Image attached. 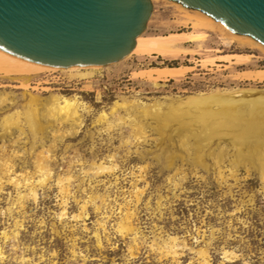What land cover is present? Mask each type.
<instances>
[{
  "label": "rangeland",
  "instance_id": "374dc122",
  "mask_svg": "<svg viewBox=\"0 0 264 264\" xmlns=\"http://www.w3.org/2000/svg\"><path fill=\"white\" fill-rule=\"evenodd\" d=\"M153 3L144 33L191 30L176 6ZM186 47L194 52L180 59L132 54L93 75L84 70L0 74V94L9 97L0 122L5 114L19 111L23 128H12L0 138V174L5 172L4 160L14 165L0 182V264H264V183L258 171L239 166L233 176L236 149L229 138L212 142L217 151L228 149L221 163L226 179L209 158V170L180 158L176 168H168L157 157L164 142L154 128L157 124L142 115V106L156 100L167 110V105L199 92L264 89V83L241 77L264 67V53L240 43L226 44L212 32ZM236 53L253 57L246 64L233 63L234 57H227ZM210 58L214 65L203 63ZM179 64L193 68L184 77L157 83L138 76L151 65ZM31 94L41 100L42 111L55 94L77 96L85 103L78 133H66L62 139L60 133L69 126L56 122L35 137L25 119ZM122 98L136 101V106L112 113ZM103 112L107 122L100 121ZM135 117L147 126L146 141L136 138ZM173 138L174 150H179L176 132ZM46 150H51L49 156L43 157ZM39 156L52 174L35 199L25 179L39 178ZM101 163L115 166V171L97 174ZM177 168L181 171L173 176ZM69 176V193L63 194L58 180ZM12 178H20L19 188L8 181ZM128 211L135 230L124 233L120 225Z\"/></svg>",
  "mask_w": 264,
  "mask_h": 264
},
{
  "label": "bare ground",
  "instance_id": "6f19581e",
  "mask_svg": "<svg viewBox=\"0 0 264 264\" xmlns=\"http://www.w3.org/2000/svg\"><path fill=\"white\" fill-rule=\"evenodd\" d=\"M161 1L176 6L183 14V22L188 24L191 30L172 31L166 34L143 33L138 37L135 49L128 56L133 54L152 58L180 59L184 55H190L194 52L193 49L186 47L187 43L201 41L208 36L209 32L217 34L224 43L231 46L240 43L256 48L264 53V44L246 34L232 32L212 16L173 0ZM228 56L227 58H230V56L234 57L230 59L231 62L240 64L248 63L253 57V55L245 53H236ZM205 62H211L213 65L216 63L214 58L204 60L203 63ZM101 66H51L20 59L0 50L1 75H30L39 72L61 70H84L87 74L93 75L103 68ZM190 68L193 67L184 64L151 65L138 71V76L140 79L155 81L157 83L163 80L169 81L184 77ZM241 77L244 81L264 83V67L249 69L242 73ZM8 101V95L0 94V112L4 111V104ZM40 101L38 96L31 94L28 103L29 108L25 113L26 123L35 137H38L40 133L44 134L56 122L63 126H69V128L60 133L59 136L62 139L67 135L66 133L71 135L78 133L79 127L82 124V114L80 111L81 107L85 106V103L80 101L77 96L68 97L55 94L47 99L46 103H43V111L39 108ZM135 102L122 98L115 102L112 113L118 112L120 109L128 110L130 107L136 106ZM163 106L164 103L159 100L149 104L145 103L142 106V115L145 119H153L157 124L154 128L159 132L161 140L164 141L163 143L161 142V153L157 157L159 161L164 160L168 168H176V161L180 158L194 167H202L209 170L212 166L208 162L209 158L214 161L213 163L219 169L220 176L226 179L221 163L225 160V156L229 154L228 149L221 148L217 151L212 148V142L216 138L221 140L229 138L231 145L236 149L232 159V163L234 164V167L231 169L233 176L236 175L234 174L235 167L245 166L249 171V166H252L258 171L264 183V89L218 90L210 93L199 92L190 96L186 101L182 100L178 105H167V110H164ZM21 114V112L16 111L12 114H5L2 117L0 130L3 132H1L0 138L12 132V128L17 127L23 130L21 128ZM107 116L103 112L100 116V121L107 122ZM121 120H124V118L121 117ZM133 121H135L136 138L138 140L143 138V141H146L148 138L147 126L143 120H137V117ZM176 123L180 125L170 131ZM150 125L152 127V124ZM59 129L61 130V128ZM173 132H176L179 136L177 144L179 150H174L176 143L174 142ZM167 140L171 142V145L163 146ZM50 151L46 150L42 152L43 157H48ZM2 166L5 168V172L0 174L1 183L4 176L9 175L12 168H14V165L9 163L8 160H4ZM37 168L40 173L39 178L32 176L25 179L26 185H31V192L35 199H37V189L47 186L52 174L51 169L41 160L40 156L38 157ZM115 168V166H105L103 163L96 167L97 174L111 173L115 171ZM180 171L181 168H177L173 176H176ZM71 178V176L65 179L59 178L58 186L61 193H69V189L67 188L69 184L66 186L65 184L70 182ZM8 181L13 182L18 188L21 186L20 178H12ZM24 197V195L20 196V198ZM87 206L88 202L82 206L83 212H86ZM132 217L133 214L129 211L125 214L120 225L122 232L129 233L135 230V227L132 226ZM170 251L175 256H180L175 247H172Z\"/></svg>",
  "mask_w": 264,
  "mask_h": 264
},
{
  "label": "water",
  "instance_id": "95a60500",
  "mask_svg": "<svg viewBox=\"0 0 264 264\" xmlns=\"http://www.w3.org/2000/svg\"><path fill=\"white\" fill-rule=\"evenodd\" d=\"M264 44V0H173ZM152 0H0V50L51 66H108L130 55Z\"/></svg>",
  "mask_w": 264,
  "mask_h": 264
}]
</instances>
